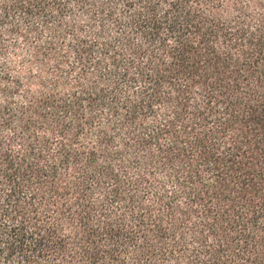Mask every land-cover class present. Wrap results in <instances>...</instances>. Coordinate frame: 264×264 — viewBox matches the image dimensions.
I'll return each instance as SVG.
<instances>
[{"label": "trees", "instance_id": "obj_1", "mask_svg": "<svg viewBox=\"0 0 264 264\" xmlns=\"http://www.w3.org/2000/svg\"><path fill=\"white\" fill-rule=\"evenodd\" d=\"M0 30L30 56L0 264H264V0H0Z\"/></svg>", "mask_w": 264, "mask_h": 264}, {"label": "rangeland", "instance_id": "obj_2", "mask_svg": "<svg viewBox=\"0 0 264 264\" xmlns=\"http://www.w3.org/2000/svg\"><path fill=\"white\" fill-rule=\"evenodd\" d=\"M3 33L4 38L6 39L7 47L2 51L0 50V67L5 68H13L16 71L25 74L27 72V68L25 67L26 63L23 60V55L28 56L26 58L29 61V51L27 46L24 44L23 40H18V50L15 51L13 47V42L15 41L16 37L14 35H7L4 30H0ZM34 70H37L34 67Z\"/></svg>", "mask_w": 264, "mask_h": 264}]
</instances>
